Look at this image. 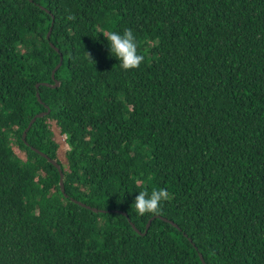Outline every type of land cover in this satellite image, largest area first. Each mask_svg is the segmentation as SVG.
<instances>
[{
  "label": "trees",
  "instance_id": "16d2710c",
  "mask_svg": "<svg viewBox=\"0 0 264 264\" xmlns=\"http://www.w3.org/2000/svg\"><path fill=\"white\" fill-rule=\"evenodd\" d=\"M124 28L131 70L100 34ZM152 188L169 198L136 215ZM199 255L264 264V0H0V264Z\"/></svg>",
  "mask_w": 264,
  "mask_h": 264
},
{
  "label": "clouds",
  "instance_id": "9594fccd",
  "mask_svg": "<svg viewBox=\"0 0 264 264\" xmlns=\"http://www.w3.org/2000/svg\"><path fill=\"white\" fill-rule=\"evenodd\" d=\"M100 34L106 41L108 55L119 62L122 70H131L140 66L144 56L137 50V39L131 28L109 31L106 35ZM136 193L131 205L138 216L160 212L162 203L169 198V192L164 188L143 189Z\"/></svg>",
  "mask_w": 264,
  "mask_h": 264
},
{
  "label": "water",
  "instance_id": "95a60500",
  "mask_svg": "<svg viewBox=\"0 0 264 264\" xmlns=\"http://www.w3.org/2000/svg\"><path fill=\"white\" fill-rule=\"evenodd\" d=\"M46 12L49 14V11H46ZM51 18H52V22H54V18H53V17H51ZM49 35H50V31H49L48 34H47V38L49 37ZM56 51H58V49H56ZM60 65H61V57H60V62H59V64H58V65L55 67V69L52 71V78H54V74H55V72L58 70V68L60 67ZM44 85H45V86L52 87V88H56V87L59 86V82L55 81V84H54L53 86L48 85V84H44ZM36 87H38V85H37ZM36 97H37V99H38V102L41 103V100H40V97H39V94H38V93L36 94ZM48 113H49V109L46 107V112H44V113H40V114L36 115L34 118H32V120H31L30 123L28 124V127H27L26 130L23 132V140H25V138H26V132L29 130V128L31 127L32 123H34V121H35L36 119H38V118H42V117L46 116ZM33 150H34L36 153H39V154H40L42 157H44L45 159H47L48 162H49L50 164H52V165L58 170V173H59V187H60V189H61V192L64 193V187H63V170L61 169L60 164H59L56 160H51V159L47 158L44 154L38 152L37 150H35V149H33ZM73 203L78 204L79 206H81V207H83V208H86L87 210H91L92 212H95V213H97V212H101V211H98L97 209H91L89 206H86L85 204H83V203H81V202H77V201H74V200H73ZM152 219H153V218H152ZM152 219H151V220H152ZM151 220L148 222V224H147V226H146V229H145L146 231H147L148 228H149V225H150ZM163 220L166 221V222H168V223H170V224L173 225L175 228L179 229L174 223H172V222H170V221H168V220H166V219H163ZM133 228H134V227H133ZM134 230H136V229L134 228ZM136 231H137V230H136ZM137 232H138V231H137ZM138 233H139V232H138ZM139 234H140V233H139ZM199 258H200V260L202 261V263L204 264L201 255H199Z\"/></svg>",
  "mask_w": 264,
  "mask_h": 264
},
{
  "label": "rangeland",
  "instance_id": "374dc122",
  "mask_svg": "<svg viewBox=\"0 0 264 264\" xmlns=\"http://www.w3.org/2000/svg\"><path fill=\"white\" fill-rule=\"evenodd\" d=\"M48 124H49L50 130L52 131L54 141L57 142L59 145V148L57 150V157L60 160V162L62 163V165L66 166L65 154H66L68 148L65 145V143L63 142V138L60 135L59 129L55 125V122L50 121V122H48ZM20 157L23 158L24 154L20 153ZM201 263H202V261H201Z\"/></svg>",
  "mask_w": 264,
  "mask_h": 264
},
{
  "label": "bare ground",
  "instance_id": "6f19581e",
  "mask_svg": "<svg viewBox=\"0 0 264 264\" xmlns=\"http://www.w3.org/2000/svg\"><path fill=\"white\" fill-rule=\"evenodd\" d=\"M173 226V225H172Z\"/></svg>",
  "mask_w": 264,
  "mask_h": 264
}]
</instances>
